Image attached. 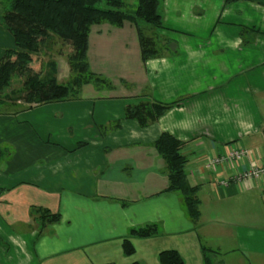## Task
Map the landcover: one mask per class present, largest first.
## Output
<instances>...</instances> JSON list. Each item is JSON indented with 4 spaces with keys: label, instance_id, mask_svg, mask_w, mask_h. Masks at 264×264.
<instances>
[{
    "label": "crops",
    "instance_id": "obj_1",
    "mask_svg": "<svg viewBox=\"0 0 264 264\" xmlns=\"http://www.w3.org/2000/svg\"><path fill=\"white\" fill-rule=\"evenodd\" d=\"M152 33L161 56L143 62L131 22L93 25L87 61L105 84L0 113V264H160L169 250L204 264V247L215 264H264V177L220 187L215 178L230 177L235 163L205 168L239 146L250 152L241 169L264 161V0H163V28ZM12 49L0 25V60ZM53 60L63 84L67 59ZM141 102L173 106L141 127L125 117ZM162 133L184 143L196 222L167 190L154 147ZM42 215L60 220L43 226ZM152 224L154 236L129 235Z\"/></svg>",
    "mask_w": 264,
    "mask_h": 264
},
{
    "label": "trees",
    "instance_id": "obj_2",
    "mask_svg": "<svg viewBox=\"0 0 264 264\" xmlns=\"http://www.w3.org/2000/svg\"><path fill=\"white\" fill-rule=\"evenodd\" d=\"M233 1V0H227ZM0 25L13 37L15 49L6 50L0 60V113L6 106L21 101L23 108H31L73 97L86 84L99 86L103 79L93 73L87 61L88 37L93 25L109 24L119 28L125 21L131 22L138 33L141 58L161 56L160 36L152 33L163 28V0H136L129 6L125 0H2L0 2ZM59 39L71 48L66 56L71 77L66 84L56 79V62L36 63V55L53 39ZM20 83L14 89V83ZM173 104L141 102L125 108V117L137 120L141 127L156 122ZM184 143L168 133H162L154 147L165 160L169 181L168 191L182 195L183 203L192 221L200 217L197 187L186 183L187 159L181 154ZM46 222H58L60 215H42ZM156 225L134 228L129 235L147 238L156 235ZM125 255L134 252L128 240L123 244ZM204 264H215L211 250L203 248ZM160 264H185L176 251H162ZM137 264V263H135Z\"/></svg>",
    "mask_w": 264,
    "mask_h": 264
},
{
    "label": "built area",
    "instance_id": "obj_3",
    "mask_svg": "<svg viewBox=\"0 0 264 264\" xmlns=\"http://www.w3.org/2000/svg\"><path fill=\"white\" fill-rule=\"evenodd\" d=\"M249 151L242 146L230 148L223 154L210 156L205 161V168L208 171H213L216 167L220 168L227 165L229 162L235 163V171L233 174L226 177L215 178L214 183L220 187H227L231 183H239L247 180H258L264 177V161L260 166H248L246 169H241L240 163L245 157H248Z\"/></svg>",
    "mask_w": 264,
    "mask_h": 264
},
{
    "label": "rangeland",
    "instance_id": "obj_4",
    "mask_svg": "<svg viewBox=\"0 0 264 264\" xmlns=\"http://www.w3.org/2000/svg\"><path fill=\"white\" fill-rule=\"evenodd\" d=\"M1 1L2 0H0V2ZM70 52H71V48L68 44L62 42L61 40H59L57 38H55V39H53L52 42H50L46 47L42 48L34 56L37 57L36 63H38L39 65L42 64L43 69L47 70V67L45 66L47 62H49L53 59H58L60 57L63 58L64 60H66V56L68 54H70ZM71 75H70V77H71ZM70 77H69V79H70ZM66 83H67V81L64 82L63 84H66ZM19 86H20V83H18V82L14 83V85H13L14 89L19 88Z\"/></svg>",
    "mask_w": 264,
    "mask_h": 264
}]
</instances>
